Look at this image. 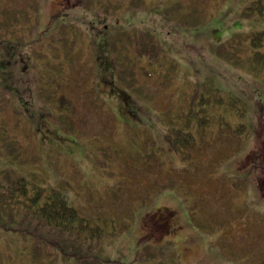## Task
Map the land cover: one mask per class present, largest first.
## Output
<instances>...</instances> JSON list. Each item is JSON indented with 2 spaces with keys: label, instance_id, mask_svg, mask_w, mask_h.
<instances>
[{
  "label": "rangeland",
  "instance_id": "rangeland-1",
  "mask_svg": "<svg viewBox=\"0 0 264 264\" xmlns=\"http://www.w3.org/2000/svg\"><path fill=\"white\" fill-rule=\"evenodd\" d=\"M58 1L40 0L39 16L31 24L16 18L24 11L15 8L29 2L0 0V64L18 59L16 95L30 104L31 97L35 113H44L46 122L61 127L64 135L74 120L64 115L56 97L62 98L64 90L72 93V85L54 82L53 73L61 71H49L47 62L56 59L58 45L44 38L46 31L39 32ZM86 1L98 10L83 13L75 21L79 29L88 31L90 20L109 25L116 20L119 33L109 37V42L114 37L110 51L126 61L125 74L118 76L113 56L108 63L117 89L134 97L133 124L120 120L125 111L120 99L102 100L89 83L96 71L86 53V61L74 59L70 66L71 75L88 76L69 106L83 135L73 138L86 148L73 138L61 140L60 148L41 140L33 117L27 120L19 111L11 117L6 107L0 123L12 126L9 137L0 131V174L24 176L45 194L63 192L101 235L87 242L79 230L63 232L0 206V264H264V40L250 37L264 32V0L254 9L257 0ZM98 1L109 2L110 13L99 11L105 5ZM98 31L108 33L104 26ZM80 33L85 49L92 41ZM144 34L162 37L165 50L153 64L144 62L143 71L139 66L131 71V46L123 37ZM59 48L65 50V44ZM93 48L104 52L97 43ZM52 90L54 99H44ZM227 97L236 105L231 107ZM185 102L200 112L189 117L192 128L184 126V112L176 110ZM199 119L205 123L198 124ZM233 127H238V147L243 144L237 152L232 140L225 161ZM174 128L190 131L192 148L169 149L165 134L172 135ZM199 130L207 136L204 147L193 143L200 141ZM157 208L171 215L153 216Z\"/></svg>",
  "mask_w": 264,
  "mask_h": 264
},
{
  "label": "trees",
  "instance_id": "trees-1",
  "mask_svg": "<svg viewBox=\"0 0 264 264\" xmlns=\"http://www.w3.org/2000/svg\"><path fill=\"white\" fill-rule=\"evenodd\" d=\"M262 0L254 1L251 4V8L254 9V6L261 3ZM98 3H103L98 1ZM79 4V5H78ZM74 9H70L71 7H68L65 5V9L71 12H74L75 15H78L76 18L67 20L69 16L74 17L73 15H68L67 18L62 19L64 21L63 28H62V36H63V44H65V50H63L62 54L59 55V51L57 52L56 59L54 57L48 58V68L50 70L55 67L58 69V71H61L59 74L57 71H55L53 74V80L55 83H61L64 86L67 84L72 85L69 89H71L73 92L71 93L68 90H64L62 94V98L58 95L56 97V103L58 106H60L64 110V115L70 116L74 122L73 126L71 127L68 134H61V127L56 130V128L51 127L46 122V116L44 113H38L36 114L35 111L32 109V106L34 107L33 100L30 101L23 100V95H16L19 89V84L16 82L17 78L15 77L18 74L17 68L13 70V67L15 68L16 62H18V59L13 61H8L6 63L0 64V111L3 108L9 107L8 110L10 112L9 115L12 117L16 114L15 111L21 112V114L27 119L31 120L28 116L33 117L35 121V128L36 132L42 134L41 140H45L46 142H49L50 144L55 145L56 147L60 148V141L61 140H68L71 141V138H73V135L77 136H83L80 134V129L76 128V123L80 120L73 117V115L69 111V106L72 102V95H76L80 87L82 85H85L87 81L88 72L85 75H81V73L77 71H73L74 73L70 74V66L74 65V59H76L77 63L82 62L83 59L86 61L87 57L85 56L86 53H91V60L94 62L90 64V69H93L96 71L94 77L92 80H90L89 83H91V86H94L97 88V90L100 92V97H107L108 95H111L109 101L115 103L118 102L119 99L121 100L123 104V109L125 110L121 121L124 123H128L127 125H132V119L137 114V105L132 101V94L129 92L126 94L125 90L123 89H117L116 84L113 82V75L112 68L110 64L108 63V60L110 56H113L115 71L117 70V74L119 77H122L125 74V71L123 70L124 66L126 65V61L122 59L119 55L115 53V50L113 52L110 51V42L116 38L119 33V30L117 32L118 26L115 22H112L111 25H109V22L107 20L99 21L98 19L95 21L90 20V24L88 26V31H84L83 29H79V25L75 22L76 20L81 18V15L83 13L93 14L97 12V4H94L92 1L88 2L86 0H81L80 3L78 2ZM105 6H99V9L101 8L102 12L110 13V5L109 2L103 3ZM104 7V9H102ZM24 15H21L20 17L22 19H29L30 15L27 14V8L24 7L23 10ZM69 22H72V24H69ZM99 22L101 24H99ZM143 22V20H140V23ZM68 23V24H67ZM59 23H52L49 22V31L53 32V29H57ZM71 27L72 29H69L68 27ZM101 26H104L106 29H108V33L106 31H98ZM86 32V37H88V40H91L92 43L89 46H86L85 49L80 47L81 42V33ZM97 34H93V33ZM100 33V34H99ZM103 34H105L103 36ZM115 36L110 39L109 37L111 35ZM263 38L264 40V32L263 31H257L253 32L250 37L251 40L254 41L256 38L259 37ZM126 41V45L131 46V55L128 59V62L130 64L131 71H134L136 66H139L140 69H144V62H150V64H153L155 61L158 60L160 57V54L162 53V49L165 50L163 47H161V44H159V41L162 39V37H159L155 35V37H151L148 34L141 35L139 38L137 36L133 38H124ZM98 44L100 46L102 51L98 50L96 52V49L93 48L95 44ZM101 43V44H100ZM129 43V44H128ZM114 46V45H112ZM115 48V46H114ZM80 53V55H79ZM264 55V53H262ZM9 55V53H8ZM45 57H48L47 55H44ZM94 56V57H93ZM78 58V59H77ZM112 58V57H111ZM70 59V60H68ZM54 60V61H53ZM14 62V63H13ZM143 62V63H142ZM2 66H5L2 68ZM80 69V68H78ZM77 69V70H78ZM53 71V70H52ZM51 71V72H52ZM65 72V74L63 73ZM68 72V75L66 74ZM112 84L113 88L110 87ZM115 84V87H114ZM89 85V84H87ZM89 86V87H91ZM73 88V89H72ZM106 91V93H101ZM108 92V93H107ZM38 95H42L43 93L41 91L37 92ZM10 95V99L8 101V104H4V102L8 99L7 95ZM104 95V96H103ZM262 95V93H261ZM17 96L19 98L17 99ZM28 96H30L28 94ZM56 96V91L52 90L48 93H45L43 95V98L46 100L54 99ZM263 96V95H262ZM264 97V96H263ZM228 100L231 102L232 105H236V101L231 100L227 97ZM70 103H68V101ZM214 102H216L215 98H212ZM217 100H221V97H218ZM188 102V101H187ZM187 102L184 104H180V108H177L176 110L180 113H183V119L182 122L184 123V126L186 128H192L193 121H189V117L195 116L197 117L200 115V112L194 111L192 108L187 107ZM29 103V104H26ZM14 106V107H10ZM23 106V110L21 109ZM213 108H215L214 105H211ZM28 115V116H27ZM58 114H55L57 116ZM59 117V115H58ZM117 121L119 122V118L117 117ZM205 123L203 120L199 119L198 124ZM15 124V123H14ZM12 126V123H9L8 125H5L4 123H0V131L4 132L5 135L8 136L10 127ZM204 126V125H203ZM242 129H244L243 125H240ZM135 127V126H133ZM196 127H198L196 125ZM203 128V127H202ZM238 128V127H236ZM235 128V129H236ZM235 129L233 127V134H231L229 138V142L232 145V149H228V152L225 154V161L228 160V156L231 154L233 150V141L235 142V151L239 152L241 149L239 143L234 139L236 133ZM197 131V129H194ZM171 131H174V133L171 135L170 131L165 134V139L168 141L169 149L173 151H179L182 152L183 147H191L193 136L190 133V131H185L182 128H179L178 131H175L174 129H171ZM73 134V135H72ZM10 135V134H9ZM85 136V135H84ZM169 136H172L170 139ZM199 143H195L196 147H204L207 143V136L205 134L203 135V131L200 132L199 130ZM9 137V136H8ZM87 137V136H85ZM195 138V137H194ZM59 141H57V140ZM74 139V138H73ZM78 139V138H77ZM74 144L79 146V148H86L83 143L78 139H74ZM170 140V141H169ZM233 140V141H232ZM72 142V141H71ZM194 147V146H193ZM192 148V147H191ZM240 148V149H239ZM190 149V148H188ZM45 189L42 188L39 184L36 182H32L28 179H26L24 176H16L9 174L5 171L4 174H0V206L2 208H10V209H18L20 212H22V215L29 217L32 221H37L38 219L42 220L46 224H48L51 227L60 229L63 232H67L69 230H79L81 235H88L87 238H90V240L95 241L100 238V229L98 226H94L90 223L88 219L85 217H81L77 211V209L73 206L70 199L66 196H63L62 193L57 192H50L49 194H45ZM2 223V222H1ZM20 229V227H17ZM10 231H13L11 229ZM86 238V236H84Z\"/></svg>",
  "mask_w": 264,
  "mask_h": 264
},
{
  "label": "flooded vegetation",
  "instance_id": "flooded-vegetation-1",
  "mask_svg": "<svg viewBox=\"0 0 264 264\" xmlns=\"http://www.w3.org/2000/svg\"><path fill=\"white\" fill-rule=\"evenodd\" d=\"M78 2H80V0H61L58 3V6H60V9L62 10V13L65 15L66 14V9H65V5H67L68 7H71L69 9H74L75 7H77L76 5L78 4ZM79 5V4H78ZM57 22H60V19H58ZM54 38H56V36H54ZM160 209V208H157ZM160 211H164V214H161ZM171 212L168 211V209H164V210H156L152 215L154 216H159V215H165L168 216L170 215Z\"/></svg>",
  "mask_w": 264,
  "mask_h": 264
}]
</instances>
